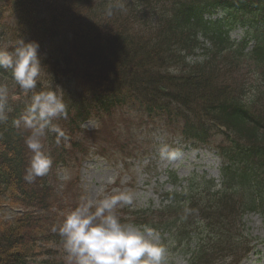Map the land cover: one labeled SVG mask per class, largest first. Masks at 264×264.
<instances>
[{
	"label": "trees",
	"instance_id": "16d2710c",
	"mask_svg": "<svg viewBox=\"0 0 264 264\" xmlns=\"http://www.w3.org/2000/svg\"><path fill=\"white\" fill-rule=\"evenodd\" d=\"M216 11L233 21L205 18ZM252 23L247 38L230 40L236 24ZM19 38L38 42L44 54L50 75L37 91L53 81L67 106L66 117L55 121L67 139L58 144L49 135L44 148L53 160L50 170L91 147L106 156L144 154L124 123L134 111L145 117L140 125L147 130L164 129L196 146L217 144L225 156L226 189L210 192L209 183L191 186L187 196L169 194V204L141 224L180 244L196 235L200 247L192 264H238L248 254L242 218L264 215V0H0V47L10 49ZM196 52L202 60L190 64ZM0 82L9 95L19 88L4 75ZM30 95L18 102L8 97L11 111L0 120V210L20 211L12 221L0 219V264L55 255L37 244L60 237L55 220L62 198L48 174L25 179L29 130L13 123L25 114ZM91 119L98 123L95 132L81 128Z\"/></svg>",
	"mask_w": 264,
	"mask_h": 264
},
{
	"label": "clouds",
	"instance_id": "9594fccd",
	"mask_svg": "<svg viewBox=\"0 0 264 264\" xmlns=\"http://www.w3.org/2000/svg\"><path fill=\"white\" fill-rule=\"evenodd\" d=\"M111 15V12H109ZM44 54L36 41L19 38L9 49L0 47V75L9 77L25 93H31L25 114L14 120L29 135L27 148L33 153L25 179L34 180L46 175L53 163L43 150L42 139L47 133L67 139L65 132L54 122L66 117L67 106L63 91L53 86L37 91L41 79L50 75L42 63ZM9 88L0 82V120L6 119ZM135 194L131 190L117 191L96 202L81 197L77 207L68 212L59 227L63 248L73 264H165L168 249L161 234L147 226L121 222L118 207L132 206Z\"/></svg>",
	"mask_w": 264,
	"mask_h": 264
},
{
	"label": "rangeland",
	"instance_id": "374dc122",
	"mask_svg": "<svg viewBox=\"0 0 264 264\" xmlns=\"http://www.w3.org/2000/svg\"><path fill=\"white\" fill-rule=\"evenodd\" d=\"M224 18L227 23H231V17L223 13H215L210 19ZM247 27L236 26L230 36L238 41L246 32ZM202 56L189 57L190 63L200 61ZM115 118V117H114ZM118 119L121 116L117 117ZM132 116L126 115V122ZM137 119V118H136ZM55 122V121H54ZM59 122L56 124L58 125ZM87 131H97L95 121H88L83 125ZM143 129V126L141 127ZM42 139L43 148L46 146L45 139ZM131 139L148 144V153L131 161L123 162L116 157L102 158L92 152L84 159L78 160L74 155L68 159L69 168H56L49 170L48 178L53 182L55 190L66 202L64 211L57 219L61 225L63 217L70 212V206L75 200L81 201V197H87L93 202L104 198L106 195L115 194L117 191L131 190L135 194L134 204L127 206L132 210H158L163 205L164 195L169 192L179 191L185 186V180L195 178L199 182V177L204 175L206 179L219 180L220 161L216 157L213 147L201 146L191 147L181 142L179 138L170 139L166 133L158 130H148L138 132L132 127L130 130ZM219 141V139L217 140ZM68 148V145L66 144ZM113 152L109 154L111 157ZM31 155L33 153L31 152ZM174 173L178 179L182 180L180 187H174L168 174ZM75 176L73 186H68L69 180ZM120 209V208H117ZM16 209L4 207L0 210V219L12 221L17 214ZM244 224L247 232V240H253L254 249L241 264H264V217L260 214L245 215ZM162 241L168 249L165 264H186V258L178 251L174 250L169 238L162 235ZM58 245H63L61 237ZM37 248L50 250L55 255H45V257L34 256L28 264H46L51 261L53 264H73L63 247H58L53 243H38ZM37 250V252H38Z\"/></svg>",
	"mask_w": 264,
	"mask_h": 264
}]
</instances>
